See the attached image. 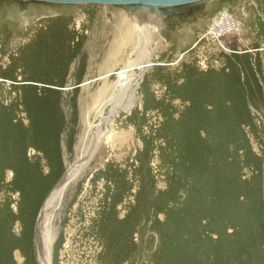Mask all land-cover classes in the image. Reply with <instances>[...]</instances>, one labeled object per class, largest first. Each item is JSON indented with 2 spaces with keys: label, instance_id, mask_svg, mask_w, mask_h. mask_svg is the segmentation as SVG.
Wrapping results in <instances>:
<instances>
[{
  "label": "rangeland",
  "instance_id": "rangeland-1",
  "mask_svg": "<svg viewBox=\"0 0 264 264\" xmlns=\"http://www.w3.org/2000/svg\"><path fill=\"white\" fill-rule=\"evenodd\" d=\"M263 6L260 0H210L189 13L174 14L159 21L155 15L159 23L153 28L159 38L144 49V58L155 64L144 71L142 79L145 77V80L141 79L136 89L135 105L131 109L116 107L110 104L113 98H108L105 103L101 101L91 108L88 120L83 123L76 114L77 91L84 85L100 83V76L109 70L118 71L137 62L141 45L136 44L128 50L103 74L86 75L89 69L83 70V67L87 56L76 52L80 46L75 43L79 36L68 32L65 18L76 15L83 18L74 22L75 29L85 20L93 23L99 16L135 21L136 14L112 4L0 0L2 197H9L14 209L22 206L21 200H28L25 212L30 205L36 208L34 222L65 172L82 160L81 168L65 182L51 206L46 221L49 234L57 213L80 186L89 189L101 186L99 194L106 195L102 199H109L113 194L126 193L130 185L131 200L139 206V220L134 240L131 237L136 240L135 246L127 243L131 221L126 219L123 223L126 264H264ZM56 17L62 20L55 22ZM217 23L225 30L220 37L223 45L216 37L202 38ZM9 32L20 37L29 36L11 48ZM22 58L24 62L27 58L28 63L22 62ZM189 62L206 63L210 74L198 75ZM72 63L76 64L73 69L69 66ZM187 71L191 75L184 74ZM187 77H192L200 87V95H197L207 104L200 107L205 124L200 150L191 145L189 136H184L183 121L189 109H194L183 103H176L178 107H175L172 103L185 96L183 79ZM115 79L113 75V82ZM150 82L153 86L148 89L146 86ZM114 108L116 112L111 115ZM175 112L177 117L173 116ZM108 119L111 122H107ZM95 136L99 139L97 137L93 145ZM117 155L121 164L113 160ZM103 171L106 176L101 178ZM209 209H219L222 213ZM220 213L225 216L217 217ZM61 218L62 215L59 220ZM29 220V217H21V227L24 228ZM198 221L200 225L194 224ZM198 235L201 236L199 240L196 239ZM14 242L18 246L21 244L20 240ZM28 255L24 256L27 262Z\"/></svg>",
  "mask_w": 264,
  "mask_h": 264
},
{
  "label": "bare ground",
  "instance_id": "bare-ground-1",
  "mask_svg": "<svg viewBox=\"0 0 264 264\" xmlns=\"http://www.w3.org/2000/svg\"><path fill=\"white\" fill-rule=\"evenodd\" d=\"M260 1H262L264 4V0H260ZM208 2H210V0ZM97 4H106V3H97ZM263 9H264V6H263ZM128 11H131V10H128ZM155 15L159 17L158 21L160 19H162V16L160 14H157L155 12H149V11H142L141 13L136 14V16H135L136 20L135 21H131V20L126 19L124 17H112L110 15L109 16H106V15L105 16H99V17L93 19V23H88L89 21L85 20L83 22V24L78 25V27H76L75 29L73 27L74 22L75 21L77 22L78 21L77 19H79V18L80 19H83V18L78 16V15L73 16L70 19L65 18L66 24H64V25L67 27L69 26L68 32L72 31V33H70V34H73V35L77 34L79 36L78 41L75 42L76 44L80 45L78 47V45L75 44L76 47H78V48H76V50H77L76 52H81L87 56V59L84 63V67H83V70L89 69V72H86V75L90 76V75H93L96 73L103 74V72L105 70H107L112 65H115L117 63V61L120 60V58L124 57L125 53L128 50L133 49L136 44L141 45V49L139 51V57L140 58L138 57L139 59L137 62L136 61L132 62L128 66H126V67H124L118 71L109 70L103 76L102 75L100 76V78H99L101 80L100 83L93 85V86L92 85H90V86L84 85V88H82V90L77 91L78 92V99L76 101L77 103L75 104V106L77 107L76 114L81 119V122L85 123L88 120V117L91 113L90 112L91 108H93L95 105L100 104L101 101L105 103L108 98H110V99L113 98V101L110 104L114 105V106L116 105V107L118 106V107H123L126 109H129V108L131 109V107L135 105V101L137 99L136 89L138 88V85H140V83L142 81L144 82V80H145V77H144V79H142L144 71L147 70V68L149 66L155 64L151 61V59L144 58V49L154 39L157 40V38H159V36L156 34L157 33L156 29L153 28L154 24L159 23L156 21ZM60 18L61 17H56L53 20L55 22H59L62 20ZM63 19H64V17H63ZM43 20L47 21V19H43ZM53 24H54V22H53ZM156 27H158L157 24H156ZM52 28H53V26H52ZM56 28H57V26H56ZM49 29H50V27H49ZM54 30H56V29H54ZM224 31H225L224 27H222L220 24H218L215 27H211L205 34L202 35V38H204V37H211V38L216 37L219 40V43L221 45H223V41L220 39V37L222 36ZM51 33H53V32H51ZM54 33L56 34V32H54ZM8 35H9L8 36L9 37L8 44H9V47H11V48L15 47L21 39H23L24 37H25L24 39H26V36H29V35H25V36L23 35L20 37V36H17L15 34L11 35L10 32ZM52 35H54V34H52ZM39 37L40 36H38V38ZM36 40H38V39H36ZM39 41H42V40L40 39ZM43 44H44V42H43ZM59 44H60V42H59ZM42 45H41V47H42ZM31 47H32V45H31ZM47 47L50 48V46H47ZM58 48H59V46H58ZM50 49H53V48H50ZM25 50H26V48H25ZM149 51L151 54L152 51L151 50H149ZM41 52L42 51L40 50V54H41ZM44 52H45V50H44ZM56 53H57V51H56ZM35 54H36V52H35ZM44 56H45V54H44ZM46 58H48V57L46 56ZM60 58H61V56H60ZM34 59H37V58H34ZM38 59H40V58L38 57ZM50 59L52 60V58H50ZM21 60H22V62H24L23 58ZM27 60L28 59L26 58V61L24 63H26ZM34 62L35 61H33L32 63H34ZM39 63H40V61H39ZM189 63H191V67L194 68V72H196L198 75L199 74H204V75L210 74V72H209L210 67L208 65H206V63H203V62L202 63L189 62ZM30 64H28V65L31 66ZM36 64H34V65H36ZM28 65H26V66H28ZM37 65L39 66V64H37ZM41 65H43V64H41ZM69 66L72 67V69H73V67H76V64L72 63ZM46 68H47V65H46ZM78 68H79V66H78ZM30 69H32V68H30ZM136 70H139L140 72L138 73V72H136ZM40 71H42V68L40 69ZM199 71H201V73H199ZM185 73H187L188 75H191L190 71L184 72V74ZM113 75L116 78L115 82H113V80H112ZM253 75H254V73H253ZM251 76H252V74H251ZM141 79H142V81H141ZM183 80H185V82L183 81L184 87L182 85H180V86L185 88L186 94L184 97H179V99L176 98V100H174L172 103L174 104L175 107H178V105H176V103H183L185 105V107H187V108L191 107L194 109V110L189 109L188 117L186 118L185 121H183V122H185V135L184 136H189V140L191 141V145L193 147H197L198 150H200V148H201V140L200 139L202 136H204V131H203L202 127L205 126V124L203 122V118L201 117V114H200V107L206 106L207 104L205 102H201L202 99L198 96V95H200V87H198L193 82V78L187 77L186 79H183ZM152 81L153 80H151V82ZM151 82L148 86H146L148 89H150L153 86V84ZM84 84H87V82ZM238 87H240V86H238ZM215 88H217V87L215 86ZM148 89H147V91H148ZM228 100L229 99H227L224 103H227ZM207 102L209 103V101H207ZM215 103H216V101H215ZM215 103H214V106H215ZM103 111L104 110H102V114H104ZM115 112L116 111L114 108V110L111 112L112 113L111 115H113V113H115ZM173 116L177 117L176 112L173 113ZM107 122H111L110 119H108ZM174 132H175V130L173 129V133ZM2 137H5V138H3V140L6 139V136H2ZM97 137L99 139V136H95V139L93 140L94 141L93 145H95ZM11 138L12 137H10V139ZM241 140H242V138H241ZM209 146H210V144H209ZM235 149H237V148H235ZM2 151H3V149H2ZM5 153H7V150ZM240 157H241V155H240ZM243 157H244V155H243ZM246 158H247V152H246ZM113 160L115 162L119 161L120 162L119 164H121V159L118 155ZM237 162H238V160H237ZM81 163H82V160H81ZM81 163L80 162H79V164L76 163L77 165L72 166L67 171V173L65 172L66 175L57 184V186L55 188H53L52 193L50 192L51 194H50V196L47 197L48 199L46 200V203L43 206V208L40 212V215L36 220L37 222L36 221L33 222V219H34L33 213H36L35 212L36 208L34 209L30 205L29 209H27V211L25 212V206L29 203L28 200H21L20 202H22V206H19L18 208L14 209L11 207V203H9V197L3 198L2 197L3 195L0 193V264H126L125 263V257L123 254L125 244H126V242H125L126 238L124 239V225H123V223L126 219L131 221V223L129 221H127L128 223H130V227L128 226L130 228V234H128L127 243H130L132 246H135L136 240L133 241L134 240V233H135V230H137L136 226H137V223L139 220V208H138L139 206L137 205L136 201L131 200V194L132 193L130 194V191H131L130 185L126 189V190L130 189L129 191L122 194L121 196H114V194H113V195H111L112 197H110L109 199L108 198L102 199V198H105L106 195L102 194V196H101V193L99 194V190L101 191V188H102L101 186H98L97 188L94 187L95 189H89V188H86L84 186H82V187L80 186V188L74 194L73 198L69 201V203H67L57 213L55 220L52 224V231L50 230L51 231L50 234H49V230H47V228H46V221H47V217L49 215V211L51 209L52 204L54 203L55 199L58 197L61 190L65 187V182H68L81 168V166H82ZM205 163H207V162H205ZM214 167H215V165H214ZM201 170H203V169H201ZM106 171H108V170H106ZM106 171H103V175L101 176V178L103 176H106ZM129 171H127V173ZM11 174H10V176H11ZM235 176H237V174H235ZM228 178H229V176H228ZM234 179L235 178H233V180ZM237 181L239 182V180H237ZM240 188H241V186H240ZM81 189H83V190H81ZM242 189H243V187H242ZM225 191L226 190L224 189V192ZM19 195H20V193H19ZM99 197H100V199H99ZM228 198H230V197H228ZM225 203H227V201ZM228 204H230V203L228 202ZM209 205H210V203H209ZM230 206H231V204H230ZM218 207H220V205ZM222 207L219 209H222ZM204 208H207V207H204ZM219 209L218 210L209 209V210H212L213 213H217V212H221V211H219ZM200 211H202V210H200ZM212 211H211V214H213ZM225 212H227V211H225ZM200 213H202V212H200ZM193 214L195 215V212ZM61 215H62V218H61V220H59V216H61ZM194 215H192V216H194ZM222 215L223 214H221V216L215 215V217L217 216L220 218V217L225 216V214L223 216ZM227 215H229V213ZM21 217L22 218H28V217L30 218L28 224L26 226H24V228L21 227V222L19 221V219H21ZM219 218H218V220H219ZM222 219L223 218H221V220ZM209 220H208V222H209ZM212 220H213V218L211 219V221ZM229 220H230V218H229ZM240 220H241V218H240ZM229 222H231V220ZM220 223H221V221H220ZM220 223L218 222V225H220ZM243 223H244V221H243ZM23 224H24V222H23ZM194 224L200 225L199 221H198V223H194ZM35 225H36V227H35ZM191 225H193V224H191ZM201 225H203V224H201ZM223 226H225V225L223 224ZM232 226H234L233 223H232ZM194 227L196 229L195 225H194ZM194 227L192 229H194ZM220 227H222V225ZM230 227H231V225H230ZM239 227H240V225H239ZM35 228H36V240H35ZM190 228H191V226H190ZM218 228L216 229V227H215L214 229L219 230L220 228L219 229ZM241 229H243V228H241ZM194 230H193V232H195ZM196 230L198 231V228ZM246 230L247 229H245L244 231H246ZM203 231H200V232H203ZM196 233L197 232H195L194 234L196 235ZM131 234H132V236H131ZM243 235H245V234H243ZM198 236L196 237V239L199 240L201 236H199V238H198ZM125 237H126V235H125ZM131 237H133V240ZM193 237H191L190 240H192ZM208 237L211 238L210 234ZM208 237H206V238H208ZM17 239H19L21 242V244L19 243L20 244L19 246L16 244L17 242L16 243L14 242L15 240L19 242V240H17ZM188 241H189V239H188ZM192 241H194V239ZM201 241H202V238H201ZM240 243H242V242H240ZM194 245H195V243H194ZM199 245L200 244L198 243L197 246H199ZM220 245H221V243H220ZM196 248L198 250V247H196ZM192 251H193V253H195L194 250H192ZM26 253H29V255L27 256L28 257L27 259H29L28 262L25 260V257H24ZM196 254H197V252H196ZM196 254H193V256L194 255L196 256Z\"/></svg>",
  "mask_w": 264,
  "mask_h": 264
},
{
  "label": "water",
  "instance_id": "water-1",
  "mask_svg": "<svg viewBox=\"0 0 264 264\" xmlns=\"http://www.w3.org/2000/svg\"><path fill=\"white\" fill-rule=\"evenodd\" d=\"M32 2L49 3H106L121 6L133 13L138 14L142 11L155 12L162 18L174 14H184L191 12L192 8H197L200 4L209 0H21Z\"/></svg>",
  "mask_w": 264,
  "mask_h": 264
}]
</instances>
